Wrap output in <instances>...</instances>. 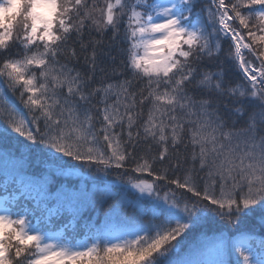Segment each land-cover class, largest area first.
Here are the masks:
<instances>
[{"label":"snow or ice","instance_id":"1","mask_svg":"<svg viewBox=\"0 0 264 264\" xmlns=\"http://www.w3.org/2000/svg\"><path fill=\"white\" fill-rule=\"evenodd\" d=\"M0 161V264H264V0H0Z\"/></svg>","mask_w":264,"mask_h":264},{"label":"trees","instance_id":"2","mask_svg":"<svg viewBox=\"0 0 264 264\" xmlns=\"http://www.w3.org/2000/svg\"><path fill=\"white\" fill-rule=\"evenodd\" d=\"M124 47H126V45H124ZM227 48V44H225V49ZM221 59H224V56L221 57ZM227 67V65H225ZM232 78L233 79H238V77L235 75V70H233V73H232ZM14 99V98H13ZM14 102H16L14 100ZM18 104V102H17ZM18 106H20L18 104ZM32 162L34 163L35 162V156H33L32 158ZM4 167V163L3 161H0V193H4L2 191V187H3V174H2V169ZM9 170L11 171V165L9 166ZM33 171H39L40 169L38 168H34V169H31ZM180 177L182 178L183 177V173H179ZM150 179V178H149ZM61 181H57V183H60ZM69 183H79V179L77 177H72L69 181ZM102 187V186H101ZM118 188V186L116 185H113L112 186V190L115 191L116 189ZM52 190H55V185H53V188ZM33 195H35V193H33ZM112 203L111 200L108 201V204H106L104 206V210H107L108 206ZM29 207H31V202H29ZM131 210L129 209V212ZM85 217H91V216H94L95 214L94 213H85L84 214ZM67 219L68 217H65V218H62V219H54L53 223L56 225L57 228H61L62 229V226L63 224H65L67 222ZM103 211L100 213V216H99V219L98 220H94L93 221V224L96 228H100V229H104L105 227H107L108 229H111L112 231H115V232H118V230H122L124 228V225H121L120 223H118L117 221L113 220L111 222H109L107 225H105L103 222ZM74 227H76L77 229V233L80 235V236H83L84 232H83V229H81L79 227V224L78 223H74L73 225ZM248 227L253 229L256 233H260L261 232V227H260V222L258 220H253L252 222H250L248 224Z\"/></svg>","mask_w":264,"mask_h":264}]
</instances>
